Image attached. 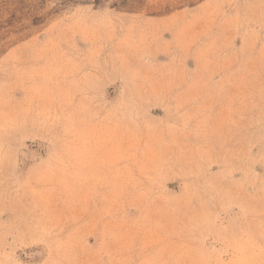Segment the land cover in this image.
<instances>
[{"label": "rangeland", "instance_id": "374dc122", "mask_svg": "<svg viewBox=\"0 0 264 264\" xmlns=\"http://www.w3.org/2000/svg\"><path fill=\"white\" fill-rule=\"evenodd\" d=\"M0 264H264V0H0Z\"/></svg>", "mask_w": 264, "mask_h": 264}]
</instances>
